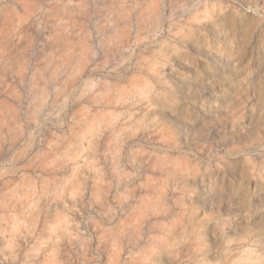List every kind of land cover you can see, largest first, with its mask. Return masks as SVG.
I'll list each match as a JSON object with an SVG mask.
<instances>
[{
  "label": "rangeland",
  "instance_id": "obj_1",
  "mask_svg": "<svg viewBox=\"0 0 264 264\" xmlns=\"http://www.w3.org/2000/svg\"><path fill=\"white\" fill-rule=\"evenodd\" d=\"M0 264H264V0H0Z\"/></svg>",
  "mask_w": 264,
  "mask_h": 264
}]
</instances>
